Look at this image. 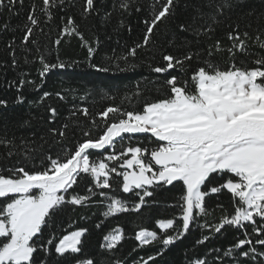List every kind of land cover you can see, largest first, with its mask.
Returning a JSON list of instances; mask_svg holds the SVG:
<instances>
[{"label":"snow or ice","instance_id":"1","mask_svg":"<svg viewBox=\"0 0 264 264\" xmlns=\"http://www.w3.org/2000/svg\"><path fill=\"white\" fill-rule=\"evenodd\" d=\"M133 23L139 39L105 48L101 31L131 37ZM6 33L0 264H159L193 228L185 264H264V0H0ZM73 38L82 60L60 57ZM81 65L103 78L82 94L45 90L50 74ZM53 97L74 101L67 116ZM170 187L177 195L164 207L174 213L154 230L138 226L128 255L118 254V224L90 245L82 210L101 207L103 231L110 218L160 204ZM227 194V205L208 206ZM229 229L232 244L207 247Z\"/></svg>","mask_w":264,"mask_h":264},{"label":"trees","instance_id":"2","mask_svg":"<svg viewBox=\"0 0 264 264\" xmlns=\"http://www.w3.org/2000/svg\"><path fill=\"white\" fill-rule=\"evenodd\" d=\"M4 16H7V12L3 14ZM23 17H14L12 19V24L16 25L18 23L22 22ZM141 27L139 25H136L133 23L134 31L131 35V37L128 36L127 32H124L122 36L118 37L115 34H112V41H108L106 39V35L103 31L99 33L101 36V39L105 41V48L112 47L115 44V41L117 39L128 40L131 42V40L139 39L142 35L141 33ZM10 34H5L3 36H0V59H3L4 56L2 54L3 47H4V41L8 39ZM86 37L91 38L90 32H85ZM42 43H48L46 39L42 38ZM60 57L64 60H82L84 56L86 55L85 51L79 46V42L77 39L73 38L70 43L64 42L62 46L60 47ZM38 67V64L32 65L31 70L33 77L36 78V68ZM145 74H147V69L143 70ZM13 75L12 72L8 73V77L11 78ZM103 77L99 74L91 73L86 67L83 65L75 68L68 69L67 71H61L52 73L47 77V83L45 84V90L56 92L63 89H75L79 93H83L84 90L87 88H91L93 86V83L99 79H102ZM38 79V78H37ZM125 83H129L132 80V76L129 75L127 77H122ZM4 92L0 90V96H3ZM9 95H11L9 93ZM31 98V97H30ZM96 99L98 100L99 97L97 96ZM74 101L69 98L67 103L58 101L55 97L51 98L48 103L54 104L58 106L61 110V117H65L68 114V109L70 108V105ZM88 104H91V98L88 102ZM106 106L105 104H97V107ZM26 111V106L24 108H17L16 112L14 113V116L19 117ZM20 133L17 132V135ZM83 187V185H82ZM177 189L175 188H169L168 190H165L161 193H158L155 197L157 200L161 201L158 205H152L149 204L145 209L142 210L141 213H125L120 214L116 217L110 218L109 220L105 221V225L103 226L104 230L101 229H95L94 223L98 222L99 220L103 219V217L100 215L102 208L101 207H92L91 209L82 210L86 215L91 217L90 220L87 221H80L81 224L86 225L91 229V235L89 236V243L93 247L96 246L102 239V235L104 234V231L107 230L110 226H116L117 224L122 226L126 238L122 242V246L119 250V255H128L131 251V249L136 244L135 240L132 238L134 236V232L138 231V226L147 227L149 230L155 229V219L156 218H162L165 215H171L174 213L175 210L173 209H166L164 207L165 201H171L174 196L177 195ZM228 195H224L219 200H217L215 197L208 199L207 204L211 209H215L217 203H223L225 205L228 204ZM125 198H131L132 194H122ZM95 213V215H93ZM220 211L217 209L212 216L208 217L209 221H214L215 218L219 217ZM73 218H77L74 216ZM199 232L195 228L190 232V234L187 236V238L183 242H178L177 245L173 246L166 254L165 256L159 261V264H185V249L190 247L194 240L198 237ZM234 230L229 229L226 233L223 235L217 234L214 239L207 242V247H219L224 248L228 245L232 244L234 242ZM198 252H204L206 251L205 246H197L196 249ZM146 251H150V249H145L140 251L139 255H144ZM132 255H136L135 253H132ZM209 260H211V256H209Z\"/></svg>","mask_w":264,"mask_h":264}]
</instances>
